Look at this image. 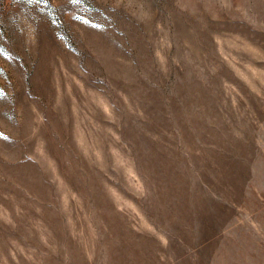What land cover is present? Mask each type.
Listing matches in <instances>:
<instances>
[{
	"label": "rangeland",
	"instance_id": "rangeland-1",
	"mask_svg": "<svg viewBox=\"0 0 264 264\" xmlns=\"http://www.w3.org/2000/svg\"><path fill=\"white\" fill-rule=\"evenodd\" d=\"M0 48V264H264V0H0Z\"/></svg>",
	"mask_w": 264,
	"mask_h": 264
},
{
	"label": "snow or ice",
	"instance_id": "snow-or-ice-1",
	"mask_svg": "<svg viewBox=\"0 0 264 264\" xmlns=\"http://www.w3.org/2000/svg\"><path fill=\"white\" fill-rule=\"evenodd\" d=\"M28 3H47V0H27ZM73 5L81 3V0H69ZM55 22V21H53ZM5 52L3 48H0V53Z\"/></svg>",
	"mask_w": 264,
	"mask_h": 264
},
{
	"label": "bare ground",
	"instance_id": "bare-ground-1",
	"mask_svg": "<svg viewBox=\"0 0 264 264\" xmlns=\"http://www.w3.org/2000/svg\"><path fill=\"white\" fill-rule=\"evenodd\" d=\"M119 251V250H118Z\"/></svg>",
	"mask_w": 264,
	"mask_h": 264
}]
</instances>
